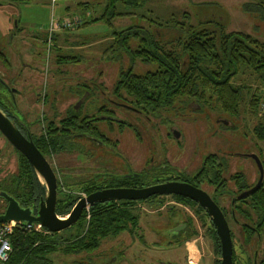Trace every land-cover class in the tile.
<instances>
[{
  "label": "flooded vegetation",
  "instance_id": "af4514ba",
  "mask_svg": "<svg viewBox=\"0 0 264 264\" xmlns=\"http://www.w3.org/2000/svg\"><path fill=\"white\" fill-rule=\"evenodd\" d=\"M54 34L47 41L49 44ZM3 39L0 31V111L18 133L32 143L52 171L55 177L54 206L58 198L57 190L63 195L75 197L71 209L78 199L103 189H139L167 182L185 183L204 192L219 210L228 230L231 264H264V205L250 202V197L254 193L264 191V187L261 181L256 191L243 198L240 197L241 192L254 184L256 176L251 182L246 183L241 175V165L238 162L229 165L231 152L226 149L229 126L226 125L225 117H215L213 123H216L214 124L216 128L211 126L209 131L206 125L207 134L202 136L207 139V144L210 142L208 145L210 149L206 153L197 155L190 142V131L186 122L182 120L178 122L177 120L181 118L176 114L182 108L198 114L203 108H210L201 107L200 104L189 99L188 101L175 99L169 105L153 112L147 106H133L129 99L126 102L121 101V96L119 97L114 91L110 92L112 98L102 91H92L93 96L90 97L91 92L85 94L83 90L78 89L75 100L64 106L62 117L55 118L51 107L47 108L46 112L42 109L41 115L38 116L35 106L31 103L26 106L29 103L25 102L27 96L23 103V94H27L31 85L34 65L26 61L20 65L17 74L9 73L10 76H7L5 69L9 70L10 64L3 58ZM41 97L43 103L47 101L45 95ZM90 99L99 102L100 105L96 107L98 109H95L97 113L89 114L81 111L83 105H88ZM112 106L122 109L125 113L122 111L121 116L116 115ZM164 109L171 112L170 116L160 115ZM181 124H186L185 128H182ZM124 132L128 136L121 138ZM0 138L15 156L14 169L8 175L0 172V192L12 198L19 208H27L31 216H36L42 184L25 157L11 147L1 134ZM73 139L82 142L67 146L71 154L68 155V161L75 162V156L79 155H83V159L79 164H73L76 165L77 178L71 180L75 189L69 190L56 176L50 157L55 150L62 148V144L66 147L65 142H71ZM127 146L130 147L129 153L134 151L136 154L134 162L127 156L125 148ZM234 154L236 158L241 157L238 152ZM20 158L27 163L35 178V183L31 184L33 191L39 190L38 196L37 194L30 196L28 200L22 190L17 194L13 189L15 186L19 187L20 177V183L23 184L24 181V186L29 188L26 181L28 169L22 168ZM119 201H123L131 212L134 206L139 205L138 202L142 203L149 213L157 214L158 219L154 222L159 228L166 226L163 230L165 241L161 243L159 249L170 250L171 254L166 255L162 261L145 256L136 264H201L208 254L210 264H220V244L215 227L211 217L197 202L174 193H166L150 194L140 200H109L95 203L119 205ZM92 204H85L82 208L85 220L88 219V207ZM6 205V200L0 197V213ZM55 216L64 219L67 214ZM79 216L62 230L49 232L43 227L41 230L47 233L74 234L73 227L79 222ZM137 229L136 218L134 223H129L119 232L106 237L113 238L125 232L122 239L128 244L138 238L139 242H143L144 247H159L155 243L145 242L144 237L137 233ZM159 236L160 234L153 237L149 235V238L157 241ZM206 250L208 254H205ZM92 251L83 253L88 254ZM191 251L193 257L187 261V254ZM122 252L118 251L116 255Z\"/></svg>",
  "mask_w": 264,
  "mask_h": 264
},
{
  "label": "rangeland",
  "instance_id": "374dc122",
  "mask_svg": "<svg viewBox=\"0 0 264 264\" xmlns=\"http://www.w3.org/2000/svg\"><path fill=\"white\" fill-rule=\"evenodd\" d=\"M53 1L0 0V31L4 37L2 54L4 60L10 64L9 70L5 69V73L7 76L9 73L17 74L20 65L26 61L34 65L31 85L27 94H23V103L28 101L26 106L30 103L35 106L38 116L41 115L42 109L46 112L47 108L51 107L55 118L62 117L64 106L75 100L78 89L83 90L85 94L91 92L90 97L93 96L92 91H102L112 98L110 92L113 91L119 72L129 70L134 74H142L151 70L150 64L132 58L128 52L135 49L137 44V40L130 36L133 31H139L140 36L150 35L163 45L173 44L176 38L190 29L203 30L210 35H218L219 31L239 32L264 43V0H143L139 8L125 7L117 2L114 4L116 15L112 17L108 15L103 20L82 26H79L82 21L102 14L104 0ZM84 2L90 9L79 5ZM64 18L68 20L76 18L79 24L74 28L57 31V35L53 36L49 44L47 42L49 23ZM126 29H130L127 39L124 40L128 50L121 40L118 41L124 35L121 33L118 36V32ZM67 56L72 58L66 59ZM24 71L26 72L25 68ZM235 82L249 86L251 91L257 87L245 74L240 75ZM257 90L259 97L254 116L247 112V94L244 93L241 94L242 100L234 117H228L216 108H203L200 114L182 108L176 115L181 118L177 120L178 122L179 120L186 122L190 131V135L188 134L190 142L197 155L210 149L208 147L210 142L207 144V139L202 136L207 134L206 125L209 131L211 126L216 128L214 126L216 123H213L215 117H225L226 125L229 126L226 146L231 152L229 165L238 162L241 165V175L245 182L249 183L256 176L254 164L248 158L242 156L240 159L236 158L234 153L257 154L263 168L264 187V142L255 140L250 132L255 122L263 119L260 115L264 114L261 109V104H264V89ZM42 95L47 97L44 103ZM90 100L88 105H83L81 111L97 113L95 109H98L96 107L100 105L99 102ZM113 109L116 115L121 116L122 109L116 107ZM170 113L164 109L160 115L168 117ZM186 124H181V127L185 128ZM122 136L128 135L124 132L121 138ZM115 138L120 139L118 136ZM77 142L80 143L82 140L66 141V147L62 144V148L55 150L50 157L56 176L69 190L75 189L71 180L77 178L76 165L73 164H79L83 155L75 156L76 161L71 163L68 161V155L71 154L67 146ZM125 148L129 160L134 162L135 152L129 153L130 147ZM14 157L10 147L0 138L1 174L8 175L14 169ZM56 195L59 198L63 194L57 190ZM138 203L139 205L134 206L132 211V214L137 216V233L144 237L145 242L155 243L159 247H144L138 238L128 244L122 239L125 232H121L116 237L100 240L97 248L88 254L83 252L67 254L61 251L60 245H55V250L45 253L44 258L48 264H136L145 256L164 260L166 255L171 254L170 250L159 249L161 243L165 241L163 230L166 226L159 228L154 222L158 219L157 214L149 213L142 203ZM152 234L155 236L160 234L157 241L149 238V235L153 237ZM118 251L123 252L116 255ZM205 254H208L207 250ZM201 264H210L209 254Z\"/></svg>",
  "mask_w": 264,
  "mask_h": 264
},
{
  "label": "trees",
  "instance_id": "16d2710c",
  "mask_svg": "<svg viewBox=\"0 0 264 264\" xmlns=\"http://www.w3.org/2000/svg\"><path fill=\"white\" fill-rule=\"evenodd\" d=\"M117 2L131 8H139L142 4V0H104L102 14L82 21L79 26L116 15L114 4ZM129 30L118 32V36L124 34L118 39L124 47ZM138 32L130 33L137 40L135 49L128 50L127 46L125 49L132 58L150 64L152 69L142 74H134L129 70L118 73L113 91L121 96V101L129 99L133 106H147L154 112L175 99H189L234 117L242 100L241 94L244 93L247 94V112L254 116L259 97L257 89H264L263 42L239 32L219 31L218 35H210L203 30L190 29L176 38L173 44L163 45L154 37L147 34L140 36ZM71 58L67 56L66 59ZM244 74L256 83L253 92L245 84H236L235 80ZM260 118L263 119L255 122L250 132L255 140L264 142V114ZM21 160L22 168L28 169L26 181L29 188L24 186V181L20 183V177L19 187L13 189L17 194L22 190L28 200L30 196H38L39 190L33 191L31 184L35 183V178L27 163ZM74 200V196L65 194L57 198L54 214H67ZM250 202L264 205V191L254 193ZM119 203L90 205L87 220L82 210L79 222L74 224V234L42 235L15 227L8 236L10 252L6 264H48L44 254L53 252L55 245H60L61 251L67 254L92 251L100 239L136 221L137 216L132 214L126 204L123 201Z\"/></svg>",
  "mask_w": 264,
  "mask_h": 264
},
{
  "label": "water",
  "instance_id": "95a60500",
  "mask_svg": "<svg viewBox=\"0 0 264 264\" xmlns=\"http://www.w3.org/2000/svg\"><path fill=\"white\" fill-rule=\"evenodd\" d=\"M0 134L7 141V143L10 144L11 147H13L16 151H18L25 157L26 161L42 184L41 198L39 201L36 216H31L27 208H19L12 198L7 196L3 192H0V197L5 199L7 202L5 209L2 213H0V223L10 220L21 222L24 225L38 223L47 231L56 232L71 225L78 218L85 204L89 205L95 202H104L109 200H140L150 194L174 193L197 202L201 207L205 209L207 214L211 217V220L215 227V231L219 238L221 253L220 264H231V246L226 224L214 203L207 197L204 192L200 191L199 189H196L185 183L173 182L162 183L159 185H153L150 187L139 189H103L88 194L84 198L78 199L74 203L73 207L68 211L67 217L64 219H59L55 216L53 211L55 203V177L52 171L50 170L45 160L41 157L39 152L32 145V143L29 140H25L18 133L15 127L2 114L1 111ZM240 155L242 157L250 159L256 169V180L250 188H248L246 191L241 192L240 197L243 198L259 188L263 177V168L257 154L253 152H246L240 153Z\"/></svg>",
  "mask_w": 264,
  "mask_h": 264
},
{
  "label": "built area",
  "instance_id": "2783aa9c",
  "mask_svg": "<svg viewBox=\"0 0 264 264\" xmlns=\"http://www.w3.org/2000/svg\"><path fill=\"white\" fill-rule=\"evenodd\" d=\"M79 24V20L76 18H73L71 20L68 19H61L57 22H50L47 32V41L49 40L50 36L62 29H70L74 28ZM264 96V91H263ZM261 109L264 112V104H261ZM17 227L21 228L23 230L29 231L32 230L37 233L45 234L47 232L41 230V226L39 224H31V225H24L17 221H6L3 223H0V264H6L8 259V254L10 252V245L8 241V236L11 234L12 230ZM193 252H188L187 254V261H190L193 257Z\"/></svg>",
  "mask_w": 264,
  "mask_h": 264
},
{
  "label": "crops",
  "instance_id": "0c3cea01",
  "mask_svg": "<svg viewBox=\"0 0 264 264\" xmlns=\"http://www.w3.org/2000/svg\"><path fill=\"white\" fill-rule=\"evenodd\" d=\"M54 1H55V0H54ZM54 1H53V2H54ZM142 3H143V0H142ZM79 5H80V4H79ZM83 7H87L88 9H90V7L88 6V4H87V3H85V2H84V5H83ZM85 21H86V20H85ZM54 35L56 36V35H57V32H55V34H54Z\"/></svg>",
  "mask_w": 264,
  "mask_h": 264
}]
</instances>
